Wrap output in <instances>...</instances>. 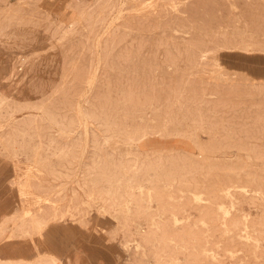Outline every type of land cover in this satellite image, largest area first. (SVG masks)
I'll list each match as a JSON object with an SVG mask.
<instances>
[{"label":"rangeland","instance_id":"374dc122","mask_svg":"<svg viewBox=\"0 0 264 264\" xmlns=\"http://www.w3.org/2000/svg\"><path fill=\"white\" fill-rule=\"evenodd\" d=\"M114 1L115 10L99 18L95 12V18L81 21L65 36L61 30L55 31L52 18L36 9L33 13L43 50L31 52L35 56L31 74L55 78L60 92L51 97L53 104L59 105L58 112L66 121H81L74 133L60 139L61 143H78L75 165L62 169L58 178L47 176L44 183L54 200L64 196L60 208L69 210L63 222L51 224L46 231L77 228L81 234L87 233L91 238H85V251L94 262L191 264L193 235L204 243L203 227L195 228L193 223L203 216L215 225L208 231L209 263L264 264V198L234 193L238 201L231 207L229 199L217 195L218 183L232 173L230 168L264 174V88H260L264 80L251 78L239 69L241 64L246 66L264 55V0ZM245 45L250 48L244 50ZM201 51L209 53L203 70L194 65ZM15 54L11 51L5 57L12 60ZM214 57L243 77L217 69ZM88 103L96 120L79 114L78 106L84 111ZM27 114L16 115L23 118ZM105 124H109V131ZM136 126L163 128L162 134L144 138L141 142L145 146L137 152L164 153L162 161L152 159L151 163L170 173L171 186L159 183L155 193L144 182V187L133 189V201L121 196L102 202L96 193L88 197L90 191L104 189L105 184L92 183L97 174L119 172L106 166L93 169L97 153L134 169L132 157L126 155L130 146L124 135ZM195 142L203 143V149ZM180 152L193 158L201 152L208 158L206 172L195 173V177L204 180L207 176V187L215 194L213 204L194 201L188 183L180 185L175 180L184 174L185 180L193 181V175H187L182 162L177 161ZM222 156L226 161L218 158ZM168 157L176 160L169 161ZM10 160L13 164L21 162V174L26 158L23 153L14 160L0 155V194L13 212L20 200L9 187L13 175ZM262 188L264 191V182ZM217 203L225 205L227 214L217 208ZM243 221L248 229H241ZM152 223L159 230H150ZM58 234L63 240V233Z\"/></svg>","mask_w":264,"mask_h":264},{"label":"bare ground","instance_id":"6f19581e","mask_svg":"<svg viewBox=\"0 0 264 264\" xmlns=\"http://www.w3.org/2000/svg\"><path fill=\"white\" fill-rule=\"evenodd\" d=\"M15 1V3H12L10 0H0V3H4L0 5V155L14 160L20 153H23L26 158V168L20 174L19 164L21 162L15 161L13 164L11 160L9 161L13 165L11 168L13 175L8 180L9 187L12 188L20 201L13 212L8 214L3 212L0 215V264H72L71 258L68 257L65 258L66 261L63 263V260L48 250V247L43 243L44 231L53 223L63 222L67 212H69V210L63 211L60 208V201H63L64 196L62 195L58 200H54L52 191H49L50 188L46 190L44 183L47 182V176L58 178L62 169L75 165L78 143H74L73 140L61 143L60 139H66L74 133L75 129L81 126V121L80 119L76 120V118L66 121L58 112L59 105L53 104V98L51 97L60 92L55 78L44 79L42 76L31 74L34 73L35 66V56L31 52L36 49L43 50V45L39 40V38L41 39V31L33 20V13L36 9L47 18H52L56 23L55 31L61 30L62 35L65 36L72 33L81 21L90 22L95 12L96 17L99 18L100 15L115 10V1ZM132 1L143 2V0ZM72 11H74V14H72ZM111 43L116 44L118 42L113 41ZM248 48H250L249 45H245L244 50ZM11 51H15L17 54L12 57V60H8L5 56ZM225 51L234 52L231 50ZM208 56V51H201L198 60H194L196 68L203 70ZM213 64L220 71L231 72L236 76L243 77L238 72L227 68L218 57L213 58ZM86 85H91L90 79L86 82ZM260 88H264V85L261 84ZM88 105L89 107L84 108V111L78 106L79 114L88 120H96L97 115L93 107L89 103ZM23 111L30 114L18 118L16 114L23 113ZM198 117L200 121L202 118L200 113ZM105 126L109 131V124H105ZM195 130L194 133L198 131ZM163 131V128L151 129L148 126H136L134 130L126 132L124 140L130 146V151L126 152V155L132 157V167H134L132 170H130L129 165H124L120 160L105 159L97 153L93 157V169L97 166H106L119 172L115 175H107L104 171H101L92 183H103L105 184L104 189L96 192L90 191L87 196L91 197L96 193L97 198L102 202L107 199L116 201V197L121 196L131 199L134 195L133 189L144 187V182H147L155 193L159 183L163 187L171 186V182L168 181L170 173L164 172L165 169L152 167L155 164L151 163L153 160L156 162L162 161L164 153L142 155L137 152L143 148V145L145 146L144 141L141 142L144 138H153L155 137L154 134H162ZM195 144L200 150L204 147L203 143L195 142ZM178 154H181V157L177 158V161L182 162V170H185L187 175L188 173L193 175V181L185 180L184 174H180L177 179L175 178L177 183L180 185L185 182L188 183L189 192L194 201L208 203L209 205L213 204L212 199L215 194L207 187L209 186L206 182L207 176H204L205 173L203 174L204 180L195 177V173L206 172V165L204 164L208 158L203 157L201 152L198 154V158L190 157L187 153L180 152ZM218 158L226 161L225 156ZM54 159L56 160L54 161ZM168 159L169 161L176 160L174 157H168ZM236 159L239 158L236 156ZM241 162L243 165L246 164V160ZM168 164H166L167 167ZM5 168L9 167L6 166ZM148 171H154L156 174L150 175ZM230 171L232 173L225 174L226 180H221L218 183L217 195L229 199L231 207L238 201V197L234 196V193H238L239 196L244 198H264L262 188L264 174H256L244 168H230ZM121 187L124 188V191L119 193ZM76 194V190H73L74 198H76ZM2 198L3 195L0 194V203ZM125 202L127 203L128 200ZM216 206L223 214H227L228 211L224 204L217 203ZM74 208L76 209V207ZM198 212L201 213V210H198ZM238 223H234L235 226ZM199 225L204 229L202 233L204 243L200 244L197 236L193 235L195 238L193 237L194 239L191 242L190 263L214 264L209 263L207 260L211 257L207 238L209 236L208 231L214 229L215 225L207 222L203 216L198 223H193L195 228H198ZM222 225L225 227L224 223ZM241 226L243 230L249 228L246 221L241 222ZM158 227L155 223L149 226L150 230H159ZM139 230L141 233L142 228ZM31 244L34 252L29 253L28 256L26 254L27 246Z\"/></svg>","mask_w":264,"mask_h":264},{"label":"crops","instance_id":"0c3cea01","mask_svg":"<svg viewBox=\"0 0 264 264\" xmlns=\"http://www.w3.org/2000/svg\"><path fill=\"white\" fill-rule=\"evenodd\" d=\"M240 66L241 67H239V69L242 70V73L245 75L257 80H264V55L254 58V61L246 66L243 64ZM8 205H4V203L1 201L0 215L3 212L6 214L10 213L11 206L9 208ZM59 232L63 233V240L61 239L60 234H58ZM85 238L89 240L91 236L87 233L81 234L80 230L77 228L57 229L53 227L49 231L45 230L43 233V243L46 245V247H48V250L60 257L63 260V263L66 261L65 258L68 257L71 258L72 264H109L107 261L102 259H95L96 262H94L89 258L87 252L85 251L88 246ZM29 248L30 247L27 246L26 254H28V256L29 253L34 252L33 248ZM84 256L85 258H83Z\"/></svg>","mask_w":264,"mask_h":264}]
</instances>
